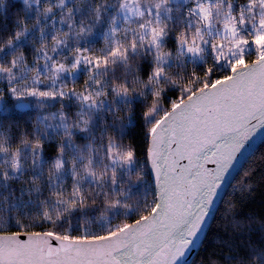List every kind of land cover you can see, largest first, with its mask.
<instances>
[{"label":"snow or ice","instance_id":"1","mask_svg":"<svg viewBox=\"0 0 264 264\" xmlns=\"http://www.w3.org/2000/svg\"><path fill=\"white\" fill-rule=\"evenodd\" d=\"M258 137L264 0H0V264H264Z\"/></svg>","mask_w":264,"mask_h":264},{"label":"trees","instance_id":"2","mask_svg":"<svg viewBox=\"0 0 264 264\" xmlns=\"http://www.w3.org/2000/svg\"><path fill=\"white\" fill-rule=\"evenodd\" d=\"M132 135V138L139 144L142 140V131L139 129V128H136L135 130H133V132L131 133ZM257 145L259 146V151L256 153V157L255 158H258L260 153H264V141H259L257 143ZM240 176L237 175L236 176V180H239ZM233 183H235V181H233ZM229 191H231V189H229ZM261 205V201L260 199L258 198L257 199V203L255 205V207H257V209H259ZM208 250L210 251L211 250V236L209 237V241H208ZM207 253L206 252H201L199 254H197L196 252L193 253V255L191 256V258L189 259V261H195V264H200V260L203 256H206Z\"/></svg>","mask_w":264,"mask_h":264},{"label":"water","instance_id":"3","mask_svg":"<svg viewBox=\"0 0 264 264\" xmlns=\"http://www.w3.org/2000/svg\"><path fill=\"white\" fill-rule=\"evenodd\" d=\"M259 141H260V139H259V137H258L256 143H258ZM193 253H194V252H193ZM193 253L190 254L189 259L191 258V256L193 255Z\"/></svg>","mask_w":264,"mask_h":264}]
</instances>
